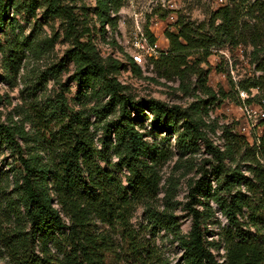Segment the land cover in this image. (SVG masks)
Wrapping results in <instances>:
<instances>
[{
    "label": "trees",
    "instance_id": "trees-1",
    "mask_svg": "<svg viewBox=\"0 0 264 264\" xmlns=\"http://www.w3.org/2000/svg\"><path fill=\"white\" fill-rule=\"evenodd\" d=\"M124 1L97 0L95 15L100 20L103 36L107 34V25L119 34L118 14ZM48 3L49 12L65 17L67 36L78 33L74 12L63 9L58 0ZM12 6L11 0H0V32L11 19ZM259 6L258 1L230 0L212 14L208 23L196 25L181 17L175 31H165L169 48L150 60L165 78L179 79L182 88L186 86L188 75L197 78L207 99L199 98L189 107L170 105L153 98L134 100L126 92L127 87L110 75L118 73L124 65L115 60L109 65L103 59L90 30L85 31L87 34H77L74 48L65 56L76 67L71 78L79 84L78 96L109 97L106 105L94 110L98 122L107 120L119 108L118 117L102 123L103 133L110 139L104 140L100 149L95 145L91 130L95 129V124H90L81 112L72 110L65 93L57 95L62 114L58 118L57 131L50 128L49 121L42 125L45 120L35 125L34 134L14 120L0 122V144L10 150L16 161V166L11 169V191L8 192L0 182L1 203L4 204L0 206V261L9 264H107V253L118 250L114 234L127 242L134 262L149 264L156 258V252L149 245L144 246L130 226L135 206L155 200L161 190L162 177L157 159L144 158L149 144L138 128V122L149 113L155 129L178 135L177 142L183 153H194L198 141L206 144L214 163L211 175L222 182L225 194L220 195L211 185L207 188L210 175L205 173L204 180L193 187L192 197L197 203H200V196L207 198L209 209L200 212L190 206L193 228L184 236L170 212L174 198L170 189L163 212L147 206L153 227L175 236L184 250L183 264H264V245L240 223V217L251 202L241 190L236 191L246 180L242 162H251L253 180H247L246 184L259 207L264 209V120L260 124L263 132L253 136V144L245 136L233 135L227 130L224 149L214 146L208 139L206 128L209 124L204 116L209 106L220 101L218 95L224 99L228 93L214 92L208 86V73L201 69L214 50L222 49L228 43L238 46L240 40L248 38L244 34L251 26L247 16L253 18ZM145 32L151 42H157L149 24ZM85 36L86 40H81ZM18 53L16 48L13 54L16 57ZM129 60L133 71L140 74V67ZM252 87L258 86L254 84L241 89L248 92ZM133 113L135 118H132ZM179 123H183L182 128ZM20 141H24L27 148L21 146ZM243 150L242 162L238 163L235 156ZM101 162L108 168L101 166ZM235 162L238 165L233 168ZM123 170L128 172L127 185L120 176ZM212 200L220 207L229 225L221 234L223 246L209 241L203 228L213 215L209 204ZM214 249L224 250L223 260L218 259Z\"/></svg>",
    "mask_w": 264,
    "mask_h": 264
},
{
    "label": "rangeland",
    "instance_id": "rangeland-1",
    "mask_svg": "<svg viewBox=\"0 0 264 264\" xmlns=\"http://www.w3.org/2000/svg\"><path fill=\"white\" fill-rule=\"evenodd\" d=\"M48 1L11 0L13 4L10 11L11 19L0 32L1 123H10L14 120L18 124H23L30 134H34L35 125L38 126L41 120H45L42 125H46L49 121L50 128L57 131L58 118L62 115L58 108L57 95L65 93L72 110L75 113L81 112L90 124H95V129L91 128V130L97 148L102 147L104 140L109 141L110 138L103 133L102 123L118 117L119 108L107 120L98 122L94 110L106 105L109 97L104 95L92 97L89 94L79 97V84L71 78L76 67L74 62L65 56L74 48V37H77V34H87L86 30L91 31L93 41L96 42L101 56L109 65L112 63L111 60L124 65L118 73L113 72L110 75L127 87L126 92L134 100L153 98L170 105L189 107L199 98L207 99L200 90L195 76L188 75L185 79L186 86L182 88L179 79L175 77L167 79L157 72L150 58L146 59L145 65L140 66V74L134 72L129 60V52L133 49V39L139 25L145 30L146 25L149 24L151 33L159 42L160 51L167 50L170 44L165 31L167 29L175 31L179 18L182 17L196 25H201L202 22L208 23L212 20V14L230 0L225 2L125 0L118 14L119 34L116 35L109 26L106 28L105 36L101 34L100 20L95 15L97 0H58L63 9H71L76 17L78 33L71 37L66 33L68 23L65 17L49 12ZM256 1L260 2L258 10L253 18L247 16L251 26L244 34L248 38L240 40L242 42L238 46L228 43L222 49L214 50L208 62L201 65V69L208 73V86L217 94L221 90L228 93V97L224 99L218 95L220 101L209 106L208 113L204 116L205 122L209 124L206 128L208 139L214 146L222 149L227 143V130L233 135L245 136L251 144L254 143L253 136L261 135L263 132L260 124L264 120V0H252V3ZM220 23L219 21L218 24ZM255 27H257L256 32ZM86 38L87 36L82 37L81 40ZM16 48L19 53L15 57L13 51ZM254 84L258 87H252L248 92L241 89L243 86ZM135 117L133 113L132 118ZM182 124L179 123L180 128ZM138 128L149 144L144 158L157 159L162 182L160 193L155 200L144 201L135 206L130 217V226L137 232L139 241L144 246L149 245L156 252V258L149 264H183L184 250L172 233L156 230L153 227L147 206L163 212L167 194L171 189L174 198L170 212L174 215L181 234L187 236L194 222L190 206L200 212L209 209L207 198L200 196V203L193 200V187L204 180L205 173L210 175L206 183L207 188L211 185L213 190H218L220 195L225 196L222 191L224 185L211 175L214 163L208 154L206 144L202 141L197 142L194 153H183L177 142L178 135L155 129L152 115L149 113L138 122ZM20 144L27 148L24 141H20ZM244 154L245 150L235 156L238 163L242 162L241 158ZM115 161L116 159L113 158V162ZM237 162L232 164L233 168L238 165ZM242 163V173L246 180L236 188V191L241 190L244 196L249 198L251 205L244 210L240 223L247 233L264 245V209L259 207L246 184L247 180H253L251 162ZM14 166L16 161L10 150L0 144V182L8 192L12 189L11 169ZM101 166L108 168L104 162H101ZM127 174L126 170L120 174L125 185H127L125 178ZM7 175H9L8 179ZM1 202L0 195V206H4ZM209 204L213 215L206 220L203 228L207 231L209 241L221 244V234L229 227L228 221L213 200L209 201ZM113 236L118 250L107 253V264H138L130 255L127 242L119 235ZM214 252L219 260H223V249H214ZM0 264L9 263L0 261Z\"/></svg>",
    "mask_w": 264,
    "mask_h": 264
},
{
    "label": "built area",
    "instance_id": "built-area-1",
    "mask_svg": "<svg viewBox=\"0 0 264 264\" xmlns=\"http://www.w3.org/2000/svg\"><path fill=\"white\" fill-rule=\"evenodd\" d=\"M221 2H225V0H221ZM108 27L109 25L106 28ZM133 40V49L129 52V57L137 66L145 65L147 58L151 59L159 56L160 48L158 43L151 42L140 25L137 27Z\"/></svg>",
    "mask_w": 264,
    "mask_h": 264
},
{
    "label": "crops",
    "instance_id": "crops-1",
    "mask_svg": "<svg viewBox=\"0 0 264 264\" xmlns=\"http://www.w3.org/2000/svg\"><path fill=\"white\" fill-rule=\"evenodd\" d=\"M168 40V39H167ZM169 41V40H168ZM157 43H158V45H159V42L157 41ZM169 44H170V42H169ZM160 48V47H159Z\"/></svg>",
    "mask_w": 264,
    "mask_h": 264
}]
</instances>
